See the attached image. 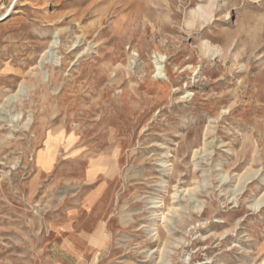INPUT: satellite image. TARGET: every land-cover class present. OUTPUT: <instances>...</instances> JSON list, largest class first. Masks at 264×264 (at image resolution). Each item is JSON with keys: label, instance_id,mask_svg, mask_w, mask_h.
Listing matches in <instances>:
<instances>
[{"label": "rangeland", "instance_id": "374dc122", "mask_svg": "<svg viewBox=\"0 0 264 264\" xmlns=\"http://www.w3.org/2000/svg\"><path fill=\"white\" fill-rule=\"evenodd\" d=\"M209 1L0 0V264H264V0Z\"/></svg>", "mask_w": 264, "mask_h": 264}, {"label": "bare ground", "instance_id": "6f19581e", "mask_svg": "<svg viewBox=\"0 0 264 264\" xmlns=\"http://www.w3.org/2000/svg\"><path fill=\"white\" fill-rule=\"evenodd\" d=\"M217 5H218V0H210L209 3L207 4V6L205 5L206 7H199L198 8V12H200L201 16L204 17V19L208 20V22H209L212 19V14H213L212 10H213L214 7L218 8ZM204 47H205L206 50H209V46L208 45H204ZM163 59L164 58L159 55V61L156 62V64L158 65V67H157L158 72L161 71L162 67L159 65V63L162 62Z\"/></svg>", "mask_w": 264, "mask_h": 264}]
</instances>
